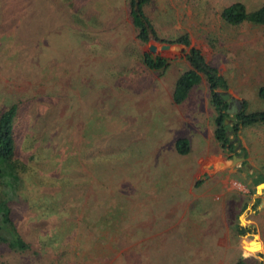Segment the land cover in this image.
Returning a JSON list of instances; mask_svg holds the SVG:
<instances>
[{
    "label": "rangeland",
    "instance_id": "374dc122",
    "mask_svg": "<svg viewBox=\"0 0 264 264\" xmlns=\"http://www.w3.org/2000/svg\"><path fill=\"white\" fill-rule=\"evenodd\" d=\"M235 1L246 10L264 3L150 0L143 11L159 39L171 40L187 33L191 45L199 48L206 61L225 78L232 99H245L249 111L261 110L264 99L258 98L256 91L264 85V25L225 24L219 12ZM84 9L109 23L104 38L117 51L92 58L73 54V30L65 28L62 31L66 30V34L55 29L57 36L53 33L43 43L31 40L23 49L18 48L25 54L33 51L36 59L26 61L23 56L16 60L11 53L0 52V110L11 103L18 104V131L23 139L28 105L39 115L49 113L51 121L45 131L54 133L55 149L43 159L67 165L66 154L73 153L68 164L79 166L77 174L83 179L80 186H72L69 191L55 189L54 195V202L63 205V209L54 207L55 213L60 214L52 229L57 227L58 232L65 233L68 218L72 217L92 225L74 226L79 236L65 244L70 251L68 264H233L238 256H249L248 242L241 240L242 235L234 229L240 221L245 227L254 228L251 236L258 235L262 252L256 253L262 254L264 264V202L262 210L259 203L252 208L254 185L232 180V189L240 192L243 203L238 200L236 209L226 212L216 186L213 188V179L205 181L203 177L209 168L203 163L200 171L202 161H196L197 157L206 156V148H213L202 138L211 140L208 135L213 128L214 111L208 103L204 79L179 104L170 99L175 79L187 68L183 58L186 49H173V44L160 49V44L166 42L152 37L139 43L126 17V0H87ZM40 44H49L50 49L44 50ZM150 44L155 45L153 52L148 49ZM132 46L140 52L167 57L169 65L161 72L136 65L141 74L137 79L124 88L111 86L103 69L108 63L121 60L129 64L120 53ZM88 58L96 63L88 62ZM193 127L197 133L190 132ZM242 131L255 149L264 146V122L245 126ZM180 134L196 136L197 145L186 156L173 150V140ZM107 144L108 149H104ZM31 151L34 147L20 150L19 156L23 158ZM90 154H94L93 161L88 158ZM27 163L34 172L48 173L38 167L37 158ZM260 166L259 174L264 177V164ZM189 168L193 173L199 170L197 178H186ZM30 179L24 181L28 192L23 190V195L30 203L33 201L35 208L32 212L24 206L18 210L15 218L22 231L27 225L31 230L36 227L32 222L35 212L46 211L40 200L43 194L38 195V184ZM116 205L119 213L118 221L111 224L114 229L110 227L109 234L97 239L93 232H105L101 222L115 215L112 208ZM24 237L34 240L31 235ZM13 260L10 259L11 264L21 262L19 257ZM45 264L49 262L45 260Z\"/></svg>",
    "mask_w": 264,
    "mask_h": 264
},
{
    "label": "trees",
    "instance_id": "16d2710c",
    "mask_svg": "<svg viewBox=\"0 0 264 264\" xmlns=\"http://www.w3.org/2000/svg\"><path fill=\"white\" fill-rule=\"evenodd\" d=\"M149 1L126 0V17L134 29L135 38L141 44L148 42L152 37L160 42H166L170 45L180 44L186 48L183 58L187 68L175 79L170 99L174 104H179L191 88L197 85L201 79H204L208 102L214 110L212 115L213 138L223 153L225 151L232 152L234 142L231 141V136L238 141V131L241 128L264 122V109L249 111L246 100L241 99L239 110L233 114H228L225 111L227 102L223 101L217 94V92H226L228 85L225 78L218 73L214 65L205 60L199 48L190 44L187 33L179 34L166 41L158 38L143 11V7ZM86 4L87 0H0V52L4 55L11 53L16 60L23 56L26 57V61L31 58L36 59L35 56L37 55L33 51L25 54L20 49L33 42L31 40L43 43L49 39V35L51 36L55 29L66 34V30L62 31L65 28L73 30L71 31L75 41L73 54L83 53L92 58L96 55L103 57L105 53L117 51L118 49H111L109 47L111 46L110 41L106 37L104 38L109 23L107 25L99 15H91L89 11H85ZM135 5L136 9L134 8ZM219 17L230 26H238L244 23L261 26L264 25V3L254 9L246 10L241 2L235 1L223 7L219 12ZM58 25L63 26L59 28ZM110 27L112 28V26ZM54 34L57 36L56 33ZM47 43L49 42L47 41ZM39 47L44 50L50 49L49 44H40ZM121 56L126 58L129 64H123L121 60L122 62L117 61L114 64L108 63L103 69V74L110 85L117 88H124L141 75L139 69L135 67L136 65L141 66L144 70L161 72L166 69L170 62L167 57L147 51L140 52L136 46L124 49L120 53ZM87 61L96 63L89 58ZM256 96L264 99V85L258 87ZM27 108L28 110H25L27 132H24L26 133L24 139L18 131V125H20L18 123L20 112L18 104L14 102L0 110V264H11L10 259L15 260L17 257L21 260L17 264H26L27 262V264H38V262L45 264V260L49 264H68L67 255L70 251L65 244H69L79 236L76 234L74 226L85 227L89 224L92 227V225L89 221L85 225L72 217L68 218L67 224L69 225L65 233L58 232L57 227L52 229V224L60 214L55 213L54 207L58 206V208L63 209V205L57 204V201L54 202L56 199L54 196L56 195L55 189L62 190L65 188L66 191H69L72 186L79 187L83 179L80 178L81 175H78L80 173L79 166L68 164L73 153L66 154L67 165L65 162L59 163L54 159L49 160V162L43 159L47 155H52L51 153L55 149L54 133L49 132V130L45 131L46 128H49L48 122L51 119L47 112L39 115L30 109L29 105ZM32 147H34V151L24 155L23 158L19 156L20 150H30ZM104 147V149H108L109 146L107 144ZM173 149L179 155L187 154L189 151L188 140L184 137L175 138ZM92 156L94 154H90L88 157H91L90 161H93ZM35 158L38 159V167H43L44 172L47 169V175L39 170L34 172L31 165L27 163V161L30 162ZM47 163L50 164V167L45 168L44 165ZM27 177L38 184L35 190L38 195L43 194L40 200L43 202L46 211L40 214L35 212L36 215L32 216V222L36 224V227L31 230L27 225L25 231H22L15 218L18 210L21 211L22 206H24L32 212L33 207L35 208L33 201L30 203L23 195V190L28 192L24 189V181ZM195 183L197 184L198 181ZM257 202V200L253 202L252 208H255ZM117 206H112L115 215L106 220L103 218L105 221L101 222V230L105 232L101 234L93 232L97 239L104 238L103 235L106 232L109 234L112 231L110 227L114 229L111 224L118 221ZM234 229L238 235H242L241 240L248 242L249 256L240 255L233 264H262V254L256 253V247L252 241L251 233L254 228L245 227L244 223L240 221L234 226ZM25 234L31 235L34 239L33 242L26 239ZM61 246L62 248L59 249ZM2 257L6 258L2 259Z\"/></svg>",
    "mask_w": 264,
    "mask_h": 264
},
{
    "label": "crops",
    "instance_id": "0c3cea01",
    "mask_svg": "<svg viewBox=\"0 0 264 264\" xmlns=\"http://www.w3.org/2000/svg\"><path fill=\"white\" fill-rule=\"evenodd\" d=\"M177 46L178 48H173V49H177L181 51L185 48L180 44H177ZM226 92L230 95L231 98L233 97L229 85L227 86ZM241 99L239 100L235 99V101L239 102ZM210 108L212 112L213 109L211 106ZM184 122L186 123L187 120H185ZM242 129L244 130V127ZM242 129L238 131V137H237L238 141H236L234 137L231 136V141L234 142V148L232 149V152L225 151V153L220 152L218 145L213 138V134H212L213 128L210 129V134L208 135V139L211 140L208 141L205 138V136H202V138L205 139V143L210 142L211 144H213V148L212 150H210L209 147L206 148L204 152L206 156H203V158L200 156L196 158L197 162L202 161V163H200L199 166L200 171H201V165L203 163H205L207 168H209L210 171L204 174L203 177L205 181L213 179V183H214L213 188L216 186V191L219 193L218 194L219 199L222 201V208L225 207L226 212L227 211L229 212V210H232L233 208L236 209L237 206L236 202H238V200H240L241 197L239 191L232 189L233 188L231 185L232 180H236V181L238 180L247 185L248 183H252L254 185V188L252 190V195L250 197L252 198L251 201L253 202L255 200L259 201L257 203H259L258 206L259 209L261 210H262L261 204L264 202V198L262 197V195L264 196V177L261 174H259L260 171L259 168L261 167L260 165L264 164V146H261L257 149L251 146L249 142L246 140ZM190 132L197 133L198 130L196 127H193V129L190 130ZM181 136L186 138L189 142L188 153L192 152V149L197 145V141L195 138L196 136L180 134L179 137ZM187 154L181 156H186ZM199 170L195 169L193 173L191 168H189L187 170L186 178L188 179L190 178L189 180H192V178L195 177L197 178ZM219 184L220 185L222 184L221 188L219 187ZM259 195H261V200L259 199L260 198ZM256 197L259 198L255 199ZM240 201L241 203H243L242 200ZM244 214L245 211L243 215ZM253 237H255V241L253 245L255 244L258 245L257 247L255 245V247H256V251L259 252L262 249V243L261 242L259 243V241L257 240L258 235L253 234ZM259 246L261 247L259 248ZM241 248H243L242 244H241Z\"/></svg>",
    "mask_w": 264,
    "mask_h": 264
},
{
    "label": "water",
    "instance_id": "95a60500",
    "mask_svg": "<svg viewBox=\"0 0 264 264\" xmlns=\"http://www.w3.org/2000/svg\"><path fill=\"white\" fill-rule=\"evenodd\" d=\"M134 8L136 9V5L134 6ZM160 49H166L169 47L168 43H162L160 44ZM174 48H178L177 44L174 45ZM148 49L153 52L155 49V45L150 44ZM217 94L219 95V97L223 100L227 102V107L225 109V111L228 114H233L235 112H237L240 108V104L239 102L233 100L230 95L227 92H217ZM252 241H255V237L252 238ZM256 247L258 246L257 244H255Z\"/></svg>",
    "mask_w": 264,
    "mask_h": 264
}]
</instances>
